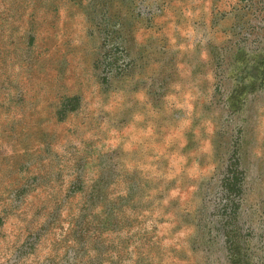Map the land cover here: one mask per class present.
<instances>
[{"label": "rangeland", "instance_id": "1", "mask_svg": "<svg viewBox=\"0 0 264 264\" xmlns=\"http://www.w3.org/2000/svg\"><path fill=\"white\" fill-rule=\"evenodd\" d=\"M0 264H264V0H0Z\"/></svg>", "mask_w": 264, "mask_h": 264}]
</instances>
